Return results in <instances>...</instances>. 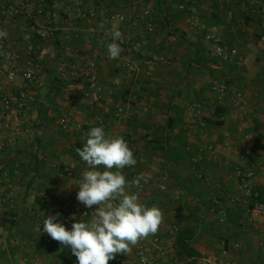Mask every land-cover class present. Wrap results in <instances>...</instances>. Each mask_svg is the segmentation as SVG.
Returning a JSON list of instances; mask_svg holds the SVG:
<instances>
[{"label": "crops", "instance_id": "obj_1", "mask_svg": "<svg viewBox=\"0 0 264 264\" xmlns=\"http://www.w3.org/2000/svg\"><path fill=\"white\" fill-rule=\"evenodd\" d=\"M180 4L189 9L181 12ZM2 8L8 11L0 17L7 33L0 39L4 95L14 98L25 87L20 78L4 86L13 53L33 57L36 80L26 87L35 97L31 110L13 105L15 144L0 122V264H76L70 248L55 240L46 245L39 227L59 206L77 203L75 184L90 169L76 149L99 118L107 122L106 135L122 137L137 161L121 170L126 181L142 177L126 190L163 213L156 264H264V218L247 221L251 196L235 176L239 165L253 168L251 193L264 192V0H0ZM79 11L95 15L80 18ZM146 11L153 32L149 20L134 28L114 19ZM115 30L124 51L106 59ZM207 34L236 49L238 64L218 58ZM152 55L171 64L149 66ZM95 60L92 84L83 65ZM230 73L245 112L232 95L218 102L212 91ZM195 104L198 112L190 110ZM117 106L124 109L120 118ZM63 114L86 135L63 132L57 124ZM130 247L116 264L135 262L138 243Z\"/></svg>", "mask_w": 264, "mask_h": 264}, {"label": "clouds", "instance_id": "obj_2", "mask_svg": "<svg viewBox=\"0 0 264 264\" xmlns=\"http://www.w3.org/2000/svg\"><path fill=\"white\" fill-rule=\"evenodd\" d=\"M7 33L0 31V39ZM113 42L108 44L110 59H117L124 49L117 41L123 40L120 31L112 33ZM86 143L76 151L90 170L83 173L76 194L85 207L96 206L90 222L75 220L71 230L56 222L59 213L48 215L43 222L42 233H47L62 246L71 249L76 264H108L117 254L131 251L130 245L155 234L163 222V213L156 207H146L136 194L126 190L139 186L138 177L126 181L122 169L135 166L137 161L127 142L120 136L109 137L103 127H93L87 133ZM103 166L99 170L97 166ZM117 169L111 171V169ZM85 214V213H84Z\"/></svg>", "mask_w": 264, "mask_h": 264}, {"label": "built area", "instance_id": "obj_3", "mask_svg": "<svg viewBox=\"0 0 264 264\" xmlns=\"http://www.w3.org/2000/svg\"><path fill=\"white\" fill-rule=\"evenodd\" d=\"M181 11H186L187 7L185 4L179 6ZM72 7L68 8V11H71ZM40 14L43 13V9H39ZM151 11H146L142 15H130L127 16L125 14L119 13L114 19L118 23H128L132 27L137 28L140 26L141 21L146 19L149 20L151 18ZM7 15L5 10L0 11V17H4ZM93 17L95 14L86 13L84 11H79L78 16L80 18H88V16ZM146 29L148 32H153L154 24L152 20L147 22ZM43 38L47 36V34H41ZM205 40L209 43L210 50L215 53V55L221 60L230 63V65L238 64V51L236 49L229 48L223 45L218 37L213 34H207ZM136 50V49H135ZM140 51L139 49H137ZM4 53V52H3ZM7 54V53H6ZM109 59V56L106 58ZM157 63H163L166 65H170L171 62L167 60L163 56L152 55L148 61L149 66H153ZM8 66V73L4 80L5 85H12L17 81L18 78L22 80L25 87L21 88L16 97L5 96L4 87L0 84V122H2V129L5 133H8L7 141L10 144H15L17 138L19 136L20 130L13 126L12 114H13V105L17 107L18 110L24 111L27 113L31 110L32 104L35 102V97L33 93L26 89V87L31 86L36 78H35V65L33 62V57L26 54L25 57H22L21 54L13 53L11 55V61ZM24 64V67H23ZM97 61H90L83 65V70L91 73L90 82L92 84H97ZM235 78L232 73L226 75L220 81H217L212 86V91L214 92L216 99L218 102H223L226 97L230 94L232 95V100L234 103V107L245 112V97L241 90L237 89L235 86ZM87 97L89 95H86ZM201 109L199 104L191 105L190 110L194 112H198ZM124 113V109L122 106L116 107V117H122ZM59 128L66 133L69 132H79L82 135H86V131L83 126L77 123L72 117L67 114H63L60 116L57 122ZM95 127H103L105 133L107 129V122L104 118L97 119L95 123ZM249 137H245V141H248ZM225 146H230L229 138L225 144ZM0 149H2L0 147ZM211 149V148H210ZM244 158L250 159L252 156V150L248 146L244 149ZM235 176L239 181L241 189L246 193V195L251 196V182L254 180L256 173L253 168L247 167L245 165H239L235 169ZM232 203L238 204L240 203V199L234 198L232 199ZM94 206L91 208L85 207L82 203L78 202L76 204H63L55 209V215L57 213L60 214L57 221L59 223H63L64 226L71 230L72 224L76 222L71 217L75 215V219L77 221L90 222L94 215ZM85 213V214H84ZM245 216L249 223H254L261 218H264V204H255L253 207H247L245 209ZM43 225L39 227V233L44 239L46 245H51L53 243V239L47 234L42 233ZM163 239L160 235H150L146 238H142L138 242V249L136 252V260L131 264H156L158 256L161 252H163ZM227 256V252L223 253ZM108 264H116L115 260H110Z\"/></svg>", "mask_w": 264, "mask_h": 264}, {"label": "trees", "instance_id": "obj_4", "mask_svg": "<svg viewBox=\"0 0 264 264\" xmlns=\"http://www.w3.org/2000/svg\"><path fill=\"white\" fill-rule=\"evenodd\" d=\"M255 204H264V192L260 189L252 190L250 206L253 207Z\"/></svg>", "mask_w": 264, "mask_h": 264}, {"label": "rangeland", "instance_id": "obj_5", "mask_svg": "<svg viewBox=\"0 0 264 264\" xmlns=\"http://www.w3.org/2000/svg\"><path fill=\"white\" fill-rule=\"evenodd\" d=\"M206 1V0H205ZM221 4H223V1L221 2ZM180 5H182V4H180ZM179 5V6H180ZM186 5V7H187V10L189 9V6L187 5V4H185ZM179 9V8H178ZM2 10H5L6 12H7V14H8V11L5 9V8H2V9H0V11H2ZM180 10V9H179ZM181 11V10H180ZM181 12H183V11H181ZM32 86V85H31ZM57 119V118H56Z\"/></svg>", "mask_w": 264, "mask_h": 264}]
</instances>
